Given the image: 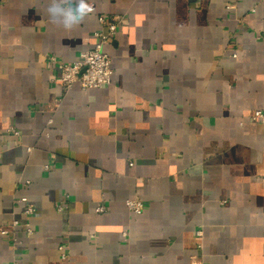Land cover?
<instances>
[{
  "label": "crops",
  "instance_id": "1",
  "mask_svg": "<svg viewBox=\"0 0 264 264\" xmlns=\"http://www.w3.org/2000/svg\"><path fill=\"white\" fill-rule=\"evenodd\" d=\"M88 3L0 0V264H264V0ZM101 16L110 82L64 89Z\"/></svg>",
  "mask_w": 264,
  "mask_h": 264
},
{
  "label": "built area",
  "instance_id": "2",
  "mask_svg": "<svg viewBox=\"0 0 264 264\" xmlns=\"http://www.w3.org/2000/svg\"><path fill=\"white\" fill-rule=\"evenodd\" d=\"M118 21L119 18L117 16H101L99 22L102 28L95 32L93 45L88 49L82 50L75 61L68 63L57 60L55 56H49V60L56 71L55 78L64 89L70 88L75 82H78L83 89L100 87L110 82L112 74L111 57L103 50V46L115 34ZM251 117L253 120L264 122V110H255ZM13 132L17 134L16 130ZM16 201L21 204L24 215L30 216L35 213L33 204L26 196H19ZM125 204L129 210L136 214L141 213L144 208L142 201L137 197L127 199ZM106 209L104 204H97L95 207L96 212H104ZM17 224L18 220L13 219L8 227L0 228V233L7 234ZM24 226L27 233H32L29 223L24 222ZM196 235L201 236V230H196ZM59 248L62 249V246ZM61 255L65 257L64 253H61ZM13 264L19 263L14 261Z\"/></svg>",
  "mask_w": 264,
  "mask_h": 264
},
{
  "label": "clouds",
  "instance_id": "3",
  "mask_svg": "<svg viewBox=\"0 0 264 264\" xmlns=\"http://www.w3.org/2000/svg\"><path fill=\"white\" fill-rule=\"evenodd\" d=\"M89 11L88 0H50L46 9L49 22L65 30L83 22Z\"/></svg>",
  "mask_w": 264,
  "mask_h": 264
}]
</instances>
